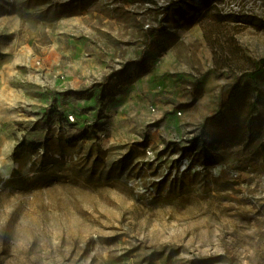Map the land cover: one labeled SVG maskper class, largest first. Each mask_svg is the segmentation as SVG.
<instances>
[{
    "label": "rangeland",
    "instance_id": "rangeland-1",
    "mask_svg": "<svg viewBox=\"0 0 264 264\" xmlns=\"http://www.w3.org/2000/svg\"><path fill=\"white\" fill-rule=\"evenodd\" d=\"M12 43L0 264H264V127L194 141L237 83L264 121V0H0Z\"/></svg>",
    "mask_w": 264,
    "mask_h": 264
},
{
    "label": "trees",
    "instance_id": "trees-1",
    "mask_svg": "<svg viewBox=\"0 0 264 264\" xmlns=\"http://www.w3.org/2000/svg\"><path fill=\"white\" fill-rule=\"evenodd\" d=\"M256 92L255 87L249 84H235L230 91L228 99L221 103L219 111L206 119L194 141L200 138L203 139L208 134V128L217 125L229 126L228 132L233 135L234 130H236L238 137L255 133L256 139H258L262 133L264 121L254 117L256 111L255 105L252 104V99H254ZM220 141H211L209 145L214 148ZM230 141L232 142L233 139ZM262 149L264 150V145Z\"/></svg>",
    "mask_w": 264,
    "mask_h": 264
},
{
    "label": "crops",
    "instance_id": "crops-1",
    "mask_svg": "<svg viewBox=\"0 0 264 264\" xmlns=\"http://www.w3.org/2000/svg\"><path fill=\"white\" fill-rule=\"evenodd\" d=\"M3 27L10 29L15 35L16 22L14 18L5 19ZM14 43V42H13ZM12 43V44H13ZM13 44L11 51L6 46L4 51L2 50L0 55V109L3 110L5 107L12 108L18 106L22 102H26L24 90L19 87L18 84L24 79V77L32 76L35 71H32V55L34 51L29 46L23 51L24 57L22 56L21 46ZM47 65V62H46ZM47 69H54V65H47ZM49 70V71H50ZM215 78V77H214ZM215 78L214 80H216ZM217 82H219L217 80ZM25 96V99H24ZM28 100V99H27ZM221 101H219L220 104Z\"/></svg>",
    "mask_w": 264,
    "mask_h": 264
},
{
    "label": "built area",
    "instance_id": "built-area-1",
    "mask_svg": "<svg viewBox=\"0 0 264 264\" xmlns=\"http://www.w3.org/2000/svg\"><path fill=\"white\" fill-rule=\"evenodd\" d=\"M69 120H70V122H75V118H74V116L71 115V116L69 117Z\"/></svg>",
    "mask_w": 264,
    "mask_h": 264
}]
</instances>
